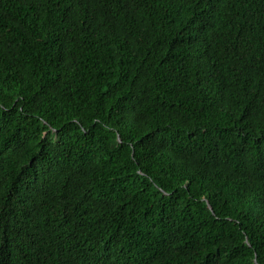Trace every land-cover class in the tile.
<instances>
[{
	"label": "trees",
	"instance_id": "trees-1",
	"mask_svg": "<svg viewBox=\"0 0 264 264\" xmlns=\"http://www.w3.org/2000/svg\"><path fill=\"white\" fill-rule=\"evenodd\" d=\"M0 264H264V0H0Z\"/></svg>",
	"mask_w": 264,
	"mask_h": 264
}]
</instances>
